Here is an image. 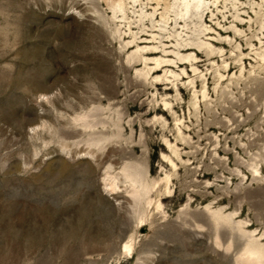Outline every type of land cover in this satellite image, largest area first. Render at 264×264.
I'll list each match as a JSON object with an SVG mask.
<instances>
[{"label": "rangeland", "instance_id": "obj_1", "mask_svg": "<svg viewBox=\"0 0 264 264\" xmlns=\"http://www.w3.org/2000/svg\"><path fill=\"white\" fill-rule=\"evenodd\" d=\"M104 1L0 0V264H264V0Z\"/></svg>", "mask_w": 264, "mask_h": 264}, {"label": "bare ground", "instance_id": "obj_2", "mask_svg": "<svg viewBox=\"0 0 264 264\" xmlns=\"http://www.w3.org/2000/svg\"><path fill=\"white\" fill-rule=\"evenodd\" d=\"M107 3H108V5H109V7H111V9H114L115 7H116V9H117V7L119 8V9H121L122 10V7H123V5L125 4L124 2V0H105ZM104 1V2H105ZM134 2H136L137 0H133ZM184 1V0H183ZM200 2V1H199ZM187 3V2H186ZM197 3V2H196ZM106 4V3H105ZM198 4H200V3H198ZM117 11V10H116ZM185 11H186V9H185ZM183 16V15H182ZM200 45V44H199ZM203 45H206V44H203ZM141 49V48H140ZM144 48H142L141 50H143ZM138 52V51H137ZM137 52H135V56H137L138 57V53ZM134 55H133V57H135ZM141 57V56H140ZM135 59H138V58H135ZM136 61H138V60H136ZM156 62H158V64H160V61H156ZM157 64V63H156ZM158 64H157V66H158ZM151 69V68H150ZM150 69L148 68V70L147 71H145V75L147 76L148 74H149V71H150ZM144 75V76H145ZM178 75V74H177ZM166 104V103H165ZM183 137V136H182ZM181 138V137H180ZM184 138V137H183ZM186 139V138H185ZM182 140V139H181ZM166 141V140H165ZM183 141H186V140H183ZM168 143V142H167ZM168 145H169V143H168ZM174 147V146H173ZM171 148V147H170ZM172 150H174V149H172ZM176 150V149H175ZM174 152V151H173ZM176 154V153H175ZM177 155H178V153H177Z\"/></svg>", "mask_w": 264, "mask_h": 264}]
</instances>
